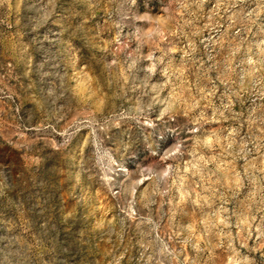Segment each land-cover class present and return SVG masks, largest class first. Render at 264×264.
<instances>
[{
  "label": "rangeland",
  "instance_id": "1",
  "mask_svg": "<svg viewBox=\"0 0 264 264\" xmlns=\"http://www.w3.org/2000/svg\"><path fill=\"white\" fill-rule=\"evenodd\" d=\"M0 264H264V0H0Z\"/></svg>",
  "mask_w": 264,
  "mask_h": 264
}]
</instances>
